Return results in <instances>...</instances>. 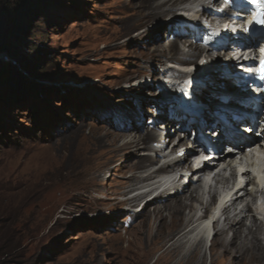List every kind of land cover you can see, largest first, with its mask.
<instances>
[{
    "label": "rangeland",
    "instance_id": "rangeland-1",
    "mask_svg": "<svg viewBox=\"0 0 264 264\" xmlns=\"http://www.w3.org/2000/svg\"><path fill=\"white\" fill-rule=\"evenodd\" d=\"M147 2L31 0L21 12L20 32L3 39L0 259L5 264H138L133 255L146 237L140 233L143 215L107 208L105 193H95L99 201L75 186L80 181L81 155L91 146L99 154L108 151L104 132L129 133L135 126H144L142 132L153 128L165 137L160 125L165 122L166 107H182L183 95H187L163 88L159 76L170 62H149L148 56L177 39L169 21L183 15L188 19V14L177 9L176 14L136 29L132 25ZM221 2L212 8L229 9L227 0ZM197 18L199 28L221 29L208 22V16ZM186 36L207 47L206 33L197 39ZM218 50L213 57H205L204 52L193 60L202 65L194 78L205 80L217 72L213 64L226 61L222 59L226 51ZM130 75L134 77L129 79ZM212 101L208 93L199 95L189 109L201 110ZM169 134L172 142L188 137L173 126ZM176 155H185L182 146ZM127 156L130 161L137 157L130 152ZM159 159L156 166L164 162ZM108 174L107 188L121 179L114 171ZM202 210L197 205L198 215ZM158 224L148 220L145 229L154 234ZM118 237L123 238L122 252L116 257L109 243ZM129 239L134 240L132 251L126 250ZM207 256L206 264H210L209 252Z\"/></svg>",
    "mask_w": 264,
    "mask_h": 264
},
{
    "label": "bare ground",
    "instance_id": "bare-ground-1",
    "mask_svg": "<svg viewBox=\"0 0 264 264\" xmlns=\"http://www.w3.org/2000/svg\"><path fill=\"white\" fill-rule=\"evenodd\" d=\"M147 1L139 19L132 25L136 29L145 28L157 19L176 14L177 9L188 14V19L183 15L174 16L169 21L176 31L177 39L170 41L160 50L155 49L148 56L149 62L154 60L163 64L166 61L170 62L159 76L161 86L169 90L172 88L182 90L187 94L183 95V101L188 103L187 96L190 97L191 106L194 102L197 103L199 95L205 93H208L213 101L201 110H191L181 106L173 109L168 105L167 112L162 118L165 122L160 125L161 130L166 131L165 137L162 136L164 134L152 131L153 128L145 133L142 132L144 126H135L129 133L104 132L103 139H106L109 149L99 154L91 146L81 155V168L79 167L77 171L80 181L75 186V190L84 191L89 198L95 200H99L95 193H105L107 208L121 207L131 212V216L143 215L139 225L144 229L140 230V233L143 232L146 236L145 240L143 239L144 243L137 250L133 248L134 240L129 239V244L126 245L127 251L134 249L133 257L137 258L138 264H206L209 261L207 252L210 254V264H264V224H260L253 215V208L248 201L254 196L250 187L256 185L251 175L245 176L243 186L233 192L221 215L216 216L215 209L208 210V206L204 205V172L219 170L218 165L224 162V158L231 157L229 151H226L230 146L234 145L241 149V144L252 140L242 127L246 126L245 123L253 124L250 114L258 118L259 109L251 97L252 94L242 86L240 79L228 75L237 73L238 68L244 66L242 57L245 52L256 51L251 31L245 25V20L241 19L246 13L249 16V9L244 2L237 4L239 0H228L231 8L226 10L212 8L213 5L220 7L221 0ZM237 7L239 10L234 11ZM219 11L231 22L225 30L214 31L212 28H207L208 25H205V28L198 27V16H208L207 21L213 24L217 19L214 18L216 12ZM182 20L187 21L188 24L181 23ZM204 33L207 42L205 49L198 43L188 40L186 36L189 34L197 39ZM232 34L237 35L238 40H233ZM258 34L264 35V30H260ZM178 39L187 45L188 51L180 48ZM219 48L226 51L222 59L227 63L217 61L220 64L217 66L213 64L217 72L210 78L195 79L187 85L186 80L193 74L197 75L199 67L202 66L201 63L193 60L201 58L204 52L205 57H213L214 51H220ZM232 55L240 56L233 60ZM181 67L195 69L191 72L182 71ZM132 77L134 75H130L129 79ZM230 85L235 87L234 91L229 90ZM187 86L189 89L185 90ZM262 121L264 122V116ZM172 126L186 131L189 138L185 135L177 142H172L169 134ZM262 128H258L260 132ZM215 131L218 133L214 138L212 134ZM197 134H201L203 141H208L210 146L214 147V153L218 157L204 164V172L194 170L192 168L194 162H188L190 158L187 157L194 152V149H186L185 155H176L181 146L188 145L187 139L193 143H204L199 140L200 135ZM191 135L195 136L194 140H191ZM261 135L264 138V129ZM154 140H157V143H154ZM129 152L137 157L130 161L127 156ZM158 159L164 161L160 167L156 166ZM177 167L186 168L187 171L175 177H167L161 173L163 170H169L168 168ZM112 171L121 179L107 188L106 175ZM196 204L204 208L199 215ZM187 209L188 214H186ZM222 217L224 221L221 226ZM249 219L251 222L247 224ZM148 220L159 222L154 234H149L145 229ZM210 234L212 236L208 238ZM122 239L118 237L109 243V248L116 257L122 252Z\"/></svg>",
    "mask_w": 264,
    "mask_h": 264
},
{
    "label": "trees",
    "instance_id": "trees-1",
    "mask_svg": "<svg viewBox=\"0 0 264 264\" xmlns=\"http://www.w3.org/2000/svg\"><path fill=\"white\" fill-rule=\"evenodd\" d=\"M31 0H0V38L10 24L17 25L21 12L28 8ZM0 264H5L0 259Z\"/></svg>",
    "mask_w": 264,
    "mask_h": 264
},
{
    "label": "water",
    "instance_id": "water-1",
    "mask_svg": "<svg viewBox=\"0 0 264 264\" xmlns=\"http://www.w3.org/2000/svg\"><path fill=\"white\" fill-rule=\"evenodd\" d=\"M20 29H21V27H20L19 23L17 25H15V24L14 25L13 24L9 25L8 29L5 30V32H4V35L0 38V51L2 49V44H3L2 41H3V39L5 37L18 34L20 32Z\"/></svg>",
    "mask_w": 264,
    "mask_h": 264
},
{
    "label": "snow or ice",
    "instance_id": "snow-or-ice-1",
    "mask_svg": "<svg viewBox=\"0 0 264 264\" xmlns=\"http://www.w3.org/2000/svg\"><path fill=\"white\" fill-rule=\"evenodd\" d=\"M261 64H262V72H264V61H262Z\"/></svg>",
    "mask_w": 264,
    "mask_h": 264
}]
</instances>
